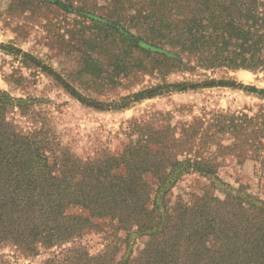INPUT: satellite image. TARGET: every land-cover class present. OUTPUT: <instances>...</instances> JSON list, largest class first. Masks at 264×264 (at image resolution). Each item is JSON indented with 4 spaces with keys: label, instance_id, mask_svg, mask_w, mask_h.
Here are the masks:
<instances>
[{
    "label": "trees",
    "instance_id": "16d2710c",
    "mask_svg": "<svg viewBox=\"0 0 264 264\" xmlns=\"http://www.w3.org/2000/svg\"><path fill=\"white\" fill-rule=\"evenodd\" d=\"M123 8L135 33L127 27L118 36L102 27L105 39L85 42L93 51L118 41L119 52L110 57L114 77L108 78L135 70L157 72L163 81L197 68L264 72V0H142ZM85 65L101 72L98 63ZM205 86L264 98V89L242 83L213 80ZM198 87L164 83L110 107ZM68 89L81 103L104 109ZM33 106L0 91V264L43 251L51 253L47 264H264V200L246 186L221 190L215 181L224 157L250 159L264 172V108L252 115L214 114L180 133L167 122H134L121 153L83 159L46 121L34 120L27 130L10 118L16 109L34 117ZM194 152L195 159H188ZM181 156L214 180L188 199L175 193L188 173ZM76 208L84 213L70 212ZM90 233L103 239L95 253L82 243Z\"/></svg>",
    "mask_w": 264,
    "mask_h": 264
},
{
    "label": "rangeland",
    "instance_id": "374dc122",
    "mask_svg": "<svg viewBox=\"0 0 264 264\" xmlns=\"http://www.w3.org/2000/svg\"><path fill=\"white\" fill-rule=\"evenodd\" d=\"M139 1L142 0H0V91L12 98L34 102L35 113L34 117H22L16 109L10 118L27 130L34 120L46 121L63 145L77 156L89 159L102 151L121 153L129 143V127L134 122L155 123L157 127L167 122L180 133L196 120H208L214 114L252 115L264 108V98L257 94L231 87L205 86L213 80H223L264 89V72L197 68L174 72L163 81L157 72L142 75L135 70L129 76L108 78L114 77L110 57L113 50L119 52L118 41L106 42L105 46L102 42L93 51L85 42L105 39L99 30L102 27L114 29L118 36L127 27L135 33V28L121 14L124 5L134 6ZM9 48L17 52L9 53ZM86 60L98 63L101 72L87 67ZM149 63L144 61L148 68ZM164 83L199 87L144 99L119 110L110 107L124 97ZM68 86L88 101L105 104L104 109L81 103ZM225 138L229 143V136ZM194 155L195 152L188 155V159L194 160ZM185 157L180 160L188 173L178 182L175 193L188 199V193H199L214 180L200 176ZM219 161V180L215 181L221 190L239 189L243 185L249 193L264 200L263 170L257 162L245 159L240 163L234 157ZM70 212L84 213L77 208ZM102 242V236L96 233L86 235L82 241L92 253L101 248ZM50 258L51 253L43 251L34 258L13 261L47 264Z\"/></svg>",
    "mask_w": 264,
    "mask_h": 264
}]
</instances>
